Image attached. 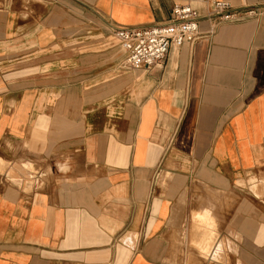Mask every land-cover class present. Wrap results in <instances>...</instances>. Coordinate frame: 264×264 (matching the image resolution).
I'll return each mask as SVG.
<instances>
[{"label":"crops","instance_id":"crops-1","mask_svg":"<svg viewBox=\"0 0 264 264\" xmlns=\"http://www.w3.org/2000/svg\"><path fill=\"white\" fill-rule=\"evenodd\" d=\"M176 1L0 0V264H264V0L124 66Z\"/></svg>","mask_w":264,"mask_h":264},{"label":"built area","instance_id":"built-area-1","mask_svg":"<svg viewBox=\"0 0 264 264\" xmlns=\"http://www.w3.org/2000/svg\"><path fill=\"white\" fill-rule=\"evenodd\" d=\"M171 10L170 18L159 24L111 27L124 51V66L136 70L151 69L165 58L171 46L194 44L206 34L199 28L202 18L208 21L207 34H210L218 25L241 20L252 12L234 8L224 0H178Z\"/></svg>","mask_w":264,"mask_h":264}]
</instances>
